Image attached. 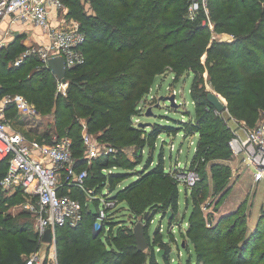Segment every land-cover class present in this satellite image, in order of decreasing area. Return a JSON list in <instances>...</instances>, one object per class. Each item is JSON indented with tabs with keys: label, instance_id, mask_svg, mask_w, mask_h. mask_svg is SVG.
<instances>
[{
	"label": "trees",
	"instance_id": "obj_1",
	"mask_svg": "<svg viewBox=\"0 0 264 264\" xmlns=\"http://www.w3.org/2000/svg\"><path fill=\"white\" fill-rule=\"evenodd\" d=\"M62 1L66 4L69 1L72 3L69 16L76 17L80 22V29L85 36L83 51L86 57L83 65L67 70L69 87L66 94L58 93L57 79L52 70L44 67L37 57L25 59L19 67L10 65V60H13L16 52V46L11 44L4 49L8 61L0 60V101L8 95L21 94L37 107L38 117L53 120L54 136L68 137L72 141L78 172L86 169L84 125L87 132L95 136L99 143L110 145L118 152V148L127 145L142 151L147 146L148 138L153 141L161 134H171L180 128L175 125L152 124L151 132H148L134 128L131 121L137 103L149 93L155 78L169 68H172L176 78L184 72L195 74L191 92L193 100L196 99L195 92L198 88L196 82L203 83L202 75L197 76L198 72L204 73L206 69L214 87L219 88L221 92L231 90L232 95L228 94L231 117L243 120L248 125H253L259 111H264V9L259 8L260 0H210L208 7L216 30L231 32L235 36L231 43L214 41L211 44V33L207 27L201 25V17L195 21L188 18L191 0H91V15L84 12L80 0ZM18 39L21 42V38ZM239 46L240 49L237 48ZM22 51L23 48L18 54ZM205 53L206 67L202 63ZM200 98L203 104L209 107L208 97L207 100L204 95ZM207 112L202 116V124L213 123L209 120ZM18 115L14 105L8 106L5 115L7 119H15ZM176 122L178 125L185 123ZM220 129L221 127L203 135V140L207 142L199 147H211L212 144L222 147L229 130L222 132ZM143 134L145 138L141 139ZM47 137L48 134L45 133L42 139ZM46 140L43 142H53L52 139ZM223 149L218 148L207 154L212 156L218 153L220 157L206 160L204 172L207 192L202 202L197 201L200 224L206 234L213 235L215 239L224 223L237 214L222 212L223 204L234 185L219 188L218 193L210 185L217 180V168L229 170L220 164V159L229 158L228 154L219 153ZM200 154L201 150L198 156ZM140 159L141 163L142 158ZM153 161L151 157L138 173V179L124 190L128 197L131 225L125 220L111 221L108 223L111 231L107 235H95L92 225L97 215L93 214L91 206L85 205L84 196L77 192L73 194L82 200L84 219L76 228L66 227L58 230L81 234L75 236L77 240H73L77 248L72 243V247L68 249L71 254L66 255L60 264H76L80 261H83V264H145L146 255L137 249L134 227L143 222L146 214L142 215V212L147 207L153 205L162 210L164 206L157 204L161 201L159 193L145 196L144 190L151 179L163 184H167L168 180L163 157L157 165H153ZM97 164V174L93 179L101 183V190L108 187L110 191L122 178H126L134 167L121 151L100 158ZM8 167L7 159L0 161V181L6 176ZM113 168L118 169L108 174L103 172L104 169ZM120 169L124 172H119ZM3 192L0 184V264H25L23 256L36 251L38 240L24 236V231L10 225L9 219H4L1 215V208L5 203L21 201L24 198L21 189L12 195V201L10 197L4 198ZM113 192L115 191H111ZM210 194L216 196L215 203H212L216 207L213 208L214 213H205L202 205ZM116 196L118 198V194ZM177 201L178 193L168 204L169 208H173L172 221L174 211L177 210ZM94 205L98 207V201H95ZM164 212L168 214V210ZM138 215L142 217L139 222L136 220ZM250 216L249 212L244 221V235L237 243L238 251H234V254L239 258L244 256V260H241L244 264H258V261L262 264L264 252L260 250L264 242H261L262 236H258V230L264 221V213L252 231L249 228ZM86 217L92 218L90 235L87 229L80 233V227H84L82 225ZM209 218L210 223H207ZM116 225L122 226L114 231ZM145 225L148 240V220ZM83 241L86 242L85 247L80 245ZM216 241L215 243H218ZM253 242L257 244L254 249ZM164 245L166 243L162 241V246ZM193 245L197 261L203 264H232L230 255H219L217 252L207 254L199 250L196 241H193ZM164 257L168 260L167 253ZM150 262L157 264L154 254L150 257Z\"/></svg>",
	"mask_w": 264,
	"mask_h": 264
},
{
	"label": "rangeland",
	"instance_id": "obj_2",
	"mask_svg": "<svg viewBox=\"0 0 264 264\" xmlns=\"http://www.w3.org/2000/svg\"><path fill=\"white\" fill-rule=\"evenodd\" d=\"M83 5L84 12L91 15L92 3L91 0H80ZM210 0H207V6L209 5ZM65 16L62 14V19L64 24L70 22H76L80 25L79 20L72 16H69L72 6L71 1L67 4L65 2ZM260 9H264V0H260ZM204 15V18H202ZM200 18V23L202 26L207 27L211 33L210 44L214 41L231 43L235 39V36L231 32H219L215 28V23L212 21L210 12L209 17L212 22L213 27L204 25V20H206V13L202 9L196 13L195 16L188 12V18L190 20H196ZM208 24V21L206 22ZM23 43V42H22ZM20 42V40L15 37L12 40V44L15 45L16 49L15 56L11 64L14 65L15 58L21 55L18 52L23 48V51L29 48L32 45H25ZM9 46V45H6ZM237 48H241L240 46ZM6 47L0 48V60L8 61V55L6 54ZM207 53L202 56V63L206 67ZM203 78V83L196 82L198 88H196L195 96L196 99L192 98V86L195 83L196 76L193 72H184L179 78H176V75L172 72V68L167 69L164 74H161L155 78V81L146 95H144L136 105V112L134 117H132V126L137 129L146 130L151 132L152 124H160L162 126H173L180 127L173 131L171 134H161L156 140L147 139V146L139 150L135 146H129L118 148L119 152H123L125 156L132 162L134 165L133 169L130 171L128 176L122 178L116 186H114L111 191H115V194H118L119 203L116 207L114 221L125 220L130 221V212L128 210V204L126 195L124 194L125 188L135 182L138 179V173L142 171L143 167L153 157V165H157L160 158L163 157L165 162V171L168 175L167 184L163 182L156 181L154 179L149 180L147 186L144 190L145 196H151L152 194L159 193L161 201L159 200L157 204L164 206L163 209H158L153 207V205L147 207L142 215H148L149 221V243L148 249L145 251L146 260L145 264H151L150 257L152 254L155 255L157 264H203L200 261H197V254L193 245V241H196L199 244V250L204 251L207 254H213L217 252L219 255H230L232 264H241V260H244V256L241 258L236 257L234 251H238L237 243L241 240L244 235V221L247 219L250 212L249 226H256L261 210L264 213V181L257 183L255 177L250 174L249 170L239 177L240 173L244 169V161L240 162L238 160L239 150L244 148V138L245 132L248 130H253L260 125H264V111H259L256 122L253 125H248L243 120H238L234 117H231L229 111V93L232 95L231 90H226L221 92L219 88L214 87L210 81V76L205 69L204 73L198 72L197 76ZM2 81V78H0ZM69 83L67 86L59 90V85L57 83V91L61 95H65ZM209 94L215 95L221 103L224 105V109L219 111L216 109L209 101V107L205 106L202 102L201 96H205L206 100ZM175 97V102L178 106L172 107L171 103L166 99L169 97ZM25 97V96H24ZM233 97V96H232ZM26 98V97H25ZM27 99V98H26ZM29 101V100H28ZM30 102V101H29ZM1 103V101H0ZM31 103V102H30ZM33 104V103H31ZM208 108V109H207ZM208 111V112H207ZM207 112L209 120L213 123L204 124L201 123L202 116ZM12 125V132L14 134L22 135L27 138L29 143H41L44 140L55 139L54 136L55 130H53V120L43 118V117H34L29 118L22 115H18L15 119L9 120ZM176 121L185 122L184 124H177ZM149 123V124H147ZM145 126L143 127L142 125ZM185 125V126H184ZM183 127L185 130H182ZM220 131L224 132L226 129L229 132L226 134V142L224 143V149L218 147V145L212 144L211 147L208 146L205 148H200L199 145H205L206 140H203V135L208 134L218 128ZM199 132L195 134V132ZM48 134L47 138L42 137ZM90 135V134H89ZM95 135V134H94ZM91 136V135H90ZM145 135L141 136V139H144ZM93 139H97L95 136H91ZM46 140V141H47ZM203 140V141H202ZM218 148H222L219 153L228 154L229 158L227 160H221L220 164L229 168V170H224L217 168L216 173H218L216 182H211V187L215 188V192L218 193L219 188H228L234 185L230 195L228 196L225 204H223L222 212L227 214L234 212L237 214L224 223L220 229L216 239L213 235H207L203 226L199 221L198 214V203L197 201L202 202V198L205 197L207 188L205 180L204 165L206 160L220 157L218 153H215L212 156L207 154L210 151H215ZM201 150V154L198 156V153ZM102 151H104L102 149ZM118 152V153H119ZM110 153L111 155L116 154ZM142 154V156H141ZM85 168L88 169V179L86 184L90 188H96L98 192L101 191L99 188L101 183L97 182L95 178L97 171V161L100 158H104L107 154L97 158L96 160H88L86 149H85ZM75 157V156H74ZM140 157L142 162L140 163ZM77 160V158L75 157ZM140 163L138 166L136 164ZM97 164V165H96ZM136 166V167H135ZM117 170V169H116ZM112 170V171H116ZM106 173L105 171H103ZM119 172H124L122 169ZM252 173L254 171L252 170ZM239 181L236 184V181ZM227 181V182H226ZM226 182V183H225ZM225 183V184H224ZM163 184V186L161 185ZM236 184V185H235ZM4 198L10 197L11 201L14 200L13 196L15 193L4 191ZM178 193V205L177 210L174 211V219L171 220L172 209L169 208L168 204L173 201L175 194ZM24 195V193H23ZM255 196V197H254ZM216 196L210 194V196L203 203V211L205 213H214L213 205L216 201ZM29 197H25L21 201L7 202L4 204L2 211V217L4 219H9L10 225L19 228L24 231V236L38 240V246L35 252H40L48 258L56 257L58 264L66 255H70L71 252L68 251L72 247V243L75 245L73 240H77L76 235H81L79 233H69L67 231H56L53 241L50 244H45L42 242V237L38 233V221L37 218L32 213L25 212V204ZM254 199V200H253ZM254 201V205L252 202ZM213 203V204H212ZM252 204V206H251ZM159 207V206H158ZM158 209V210H155ZM91 210L93 214H97V207L92 204ZM168 210V214L164 212ZM158 211V214H157ZM216 213V212H215ZM155 214H157L155 216ZM155 216V218H154ZM169 216V217H168ZM141 215H138L136 219L138 222L141 219ZM135 220V218H134ZM207 223H210V218L207 219ZM92 218L89 219L86 217L85 222L80 227V233H83L84 229L88 230L90 235L91 233ZM210 225V224H208ZM122 225H116L114 231ZM93 228V225H92ZM95 235L100 236V231H95ZM258 236L261 237V242H264V221L260 230H258ZM89 236H87L88 238ZM61 239H63L61 241ZM70 239V240H68ZM72 240V242H71ZM69 241V242H68ZM162 241L166 245L162 246ZM218 242V243H215ZM85 243V244H83ZM81 246L85 247L86 242H81ZM252 249L257 247V244L253 242ZM77 248V245H75ZM161 248V251H164L162 257L158 256V252L155 250ZM34 252V253H35ZM264 252V246L260 250ZM166 253L168 254V260L165 259ZM29 255L23 256L24 259H27ZM83 261H80L76 264H83ZM260 261H258V264ZM244 264V263H243ZM264 264V262H262Z\"/></svg>",
	"mask_w": 264,
	"mask_h": 264
},
{
	"label": "built area",
	"instance_id": "obj_3",
	"mask_svg": "<svg viewBox=\"0 0 264 264\" xmlns=\"http://www.w3.org/2000/svg\"><path fill=\"white\" fill-rule=\"evenodd\" d=\"M85 1V0H83ZM50 7L63 11L62 0H0V26L8 20L10 24L30 23L44 29L48 43L30 46L15 60L19 67L27 58L37 57L40 63L48 67V61L55 57L65 59V67L71 70L86 61L83 51L84 33L76 22L58 27L51 25ZM204 10L207 17L204 25L213 27L209 17L207 0H191L189 13L193 16ZM204 18V16H203ZM208 21V24L206 23ZM59 90L64 89L68 82L63 83L57 78ZM0 107V161L7 159L9 167L6 176L0 181L3 191L15 193L19 189L26 199L25 212L32 213L38 221V233L43 238L50 230L54 239L56 231L61 228H76L84 219L83 203L75 192L84 196L85 205L91 206L98 201L97 218L93 224L95 231L109 234L108 223L114 221L119 200L108 187L100 192L87 186L88 171H77V160L72 150V141L68 137L55 138L53 142L29 143L27 138L12 132V125L7 119L8 106L14 105L19 115L34 118L39 112L23 95H8ZM83 141L87 159L92 161L115 153L110 145L99 143L93 139L84 125ZM102 149L104 151H102ZM118 153V151H117ZM238 160L244 161V169L254 170L257 183L264 181V125L245 132L244 148L237 152ZM155 252H161L157 248ZM25 264H58L56 257L46 258L40 252H33Z\"/></svg>",
	"mask_w": 264,
	"mask_h": 264
},
{
	"label": "crops",
	"instance_id": "obj_4",
	"mask_svg": "<svg viewBox=\"0 0 264 264\" xmlns=\"http://www.w3.org/2000/svg\"><path fill=\"white\" fill-rule=\"evenodd\" d=\"M64 11L65 10L60 11V10H57V9H55L53 7H50L51 21H52L51 25L52 26L58 27L60 25V23L64 22V20L62 19V16H61L62 14H64V16L66 15ZM15 37L21 38V42H23L22 44H25V45H28V46L29 45L37 46V45H43V44L45 45V44H47L49 42L48 38H47V35L45 34L44 29H42L40 27L34 26L33 24H30V23H21L20 22V23H17V24H10V22L8 20L4 21L1 24V26H0V48L8 47L6 45H11L12 44V40ZM17 58L18 57H16L15 60ZM55 78L57 79L56 76H55ZM2 105H3V101H1L0 107ZM116 169H118V168H113V169H110V170L104 169L103 171H105L106 174H108L109 172H112V170H116ZM244 172H245V169H243V172L240 173L239 177ZM239 177H238V180L236 181V184L239 181ZM114 193L115 192H113L112 194H114ZM252 204L254 205V201L252 202ZM252 204H251V206H252ZM262 212H263V210H261L259 218L262 215ZM255 227L256 226H253V227L249 226L251 231L254 230Z\"/></svg>",
	"mask_w": 264,
	"mask_h": 264
},
{
	"label": "water",
	"instance_id": "obj_5",
	"mask_svg": "<svg viewBox=\"0 0 264 264\" xmlns=\"http://www.w3.org/2000/svg\"><path fill=\"white\" fill-rule=\"evenodd\" d=\"M48 67L52 70L54 75L61 80L63 83H66V67H65V59L63 57H55L48 61ZM171 103L172 107L178 106L175 102V97H169L166 99ZM208 101L219 111H222L224 109V105L221 103V101L213 94L208 95ZM149 124V123H147ZM143 127L145 126L142 125ZM169 217V216H168ZM148 220V215H145L143 222H139L134 227V233H135V239H136V245L137 249L140 252H145L148 249L149 242L146 239V231H145V222ZM53 241L52 233L50 230H47L46 234L44 235L42 242L45 244H50ZM164 254V251L158 252V256L162 257Z\"/></svg>",
	"mask_w": 264,
	"mask_h": 264
}]
</instances>
